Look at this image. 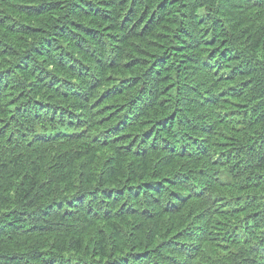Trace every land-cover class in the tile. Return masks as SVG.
<instances>
[{
    "label": "trees",
    "instance_id": "trees-1",
    "mask_svg": "<svg viewBox=\"0 0 264 264\" xmlns=\"http://www.w3.org/2000/svg\"><path fill=\"white\" fill-rule=\"evenodd\" d=\"M0 264H264V0H0Z\"/></svg>",
    "mask_w": 264,
    "mask_h": 264
}]
</instances>
